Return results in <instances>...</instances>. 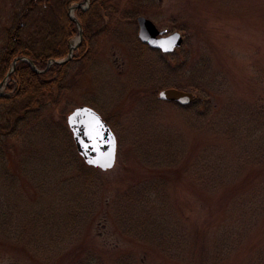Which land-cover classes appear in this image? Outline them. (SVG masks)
<instances>
[{
  "label": "rangeland",
  "instance_id": "1",
  "mask_svg": "<svg viewBox=\"0 0 264 264\" xmlns=\"http://www.w3.org/2000/svg\"><path fill=\"white\" fill-rule=\"evenodd\" d=\"M20 1L0 0V31ZM115 4L38 122L0 139V264H264V0ZM138 16L184 45H143ZM81 106L117 138L110 171L77 152Z\"/></svg>",
  "mask_w": 264,
  "mask_h": 264
},
{
  "label": "trees",
  "instance_id": "2",
  "mask_svg": "<svg viewBox=\"0 0 264 264\" xmlns=\"http://www.w3.org/2000/svg\"><path fill=\"white\" fill-rule=\"evenodd\" d=\"M74 5H85V0H21L12 11L11 23L1 28L0 83L10 73L17 58L29 59L38 72L27 62L19 61L15 66L8 81L13 95L9 100L0 98V108L3 109L0 115V139L15 133L22 120L27 125L36 124L53 92L62 89L68 65L48 67V63L67 58L71 40L79 36V28L69 16V9ZM131 6V9L139 8L135 3ZM119 8L115 0H90L88 10H76L83 40L74 52V62L86 57L82 46L89 47L101 33L99 26L104 21L103 12ZM12 102L14 106L10 104Z\"/></svg>",
  "mask_w": 264,
  "mask_h": 264
},
{
  "label": "water",
  "instance_id": "3",
  "mask_svg": "<svg viewBox=\"0 0 264 264\" xmlns=\"http://www.w3.org/2000/svg\"><path fill=\"white\" fill-rule=\"evenodd\" d=\"M86 5H89L90 0H85ZM79 8H84L82 5H77L70 8V18L79 28V42L70 44L69 56L67 59L58 61L52 60L48 64H66L72 60L74 51L82 41V28L77 18L73 15L74 11ZM139 26L138 39L141 43L147 45L151 49L159 50L163 54H172L177 49L184 45V37L179 32H174L170 35L163 36L164 32L157 29L156 25L144 16L137 17ZM19 61L27 62L36 72L37 69L32 61L26 58H17L13 63V68L10 73L0 83V90L6 84L10 75L13 73L15 66ZM158 100L167 103H177L182 107L192 105L196 96L194 93L182 91L175 88L164 89L159 92ZM69 129L72 132L73 140L78 154L89 167L100 169L103 172L114 169L117 162V138L110 126L95 110L88 106H81L75 109L67 118Z\"/></svg>",
  "mask_w": 264,
  "mask_h": 264
}]
</instances>
